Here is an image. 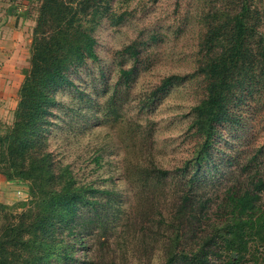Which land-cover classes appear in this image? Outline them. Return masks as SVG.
<instances>
[{
	"label": "rangeland",
	"instance_id": "obj_1",
	"mask_svg": "<svg viewBox=\"0 0 264 264\" xmlns=\"http://www.w3.org/2000/svg\"><path fill=\"white\" fill-rule=\"evenodd\" d=\"M235 3L101 0L100 16L90 30L96 59L72 70L73 84L56 90L58 103L45 132L48 149L70 165L79 184L100 190L96 198L102 202L107 198L102 191H110L114 208L122 211L84 238L86 246L75 249L77 264H85L83 254L94 264H166L176 250L174 236H179L177 249L189 251L207 230L204 217L183 224L179 233L171 222L195 170L192 162L183 165L204 141L193 113L207 96L208 79L198 70L206 52H199L200 42L215 10ZM39 5V0H0V30L29 33L18 60L20 83L30 65ZM167 78L172 84L162 88ZM227 97L228 118L216 125L208 143L210 157L188 190L202 191L204 198L214 190L221 194L253 156L264 171V85L242 72ZM14 110L0 122V133L12 124ZM153 168L169 173L159 177ZM16 185L0 201V233L27 207L28 186ZM244 264L254 263L247 259Z\"/></svg>",
	"mask_w": 264,
	"mask_h": 264
},
{
	"label": "trees",
	"instance_id": "obj_2",
	"mask_svg": "<svg viewBox=\"0 0 264 264\" xmlns=\"http://www.w3.org/2000/svg\"><path fill=\"white\" fill-rule=\"evenodd\" d=\"M39 1L30 65L18 90L13 122L0 133V173L7 181L25 182L30 198L0 233V264H77L75 249L86 246L84 238L95 227L105 228L106 218L115 221L122 212L114 208L110 191H102L107 195L102 202L96 198L100 190L79 184L70 165L62 164L48 149L45 137L52 108L58 103L56 90L73 84L72 70L96 59L90 30L100 16L101 0ZM106 12L104 8L101 13ZM209 21L199 49L206 52L198 62V70L208 79L207 96L193 107L196 131L204 141L183 165L185 169L192 162L195 167L189 191L202 161L210 157L208 143L216 125L228 118L227 93L235 76L244 72L264 85V0H236L233 7L217 8ZM170 79L164 80L162 88L172 84ZM254 159L241 165L242 175L221 194L214 190L204 198L202 191H182L176 220L171 222L175 231L203 217L207 230L189 251L178 250L179 236H174L176 250L166 264L264 260V171ZM153 172L164 177L169 170L153 168ZM83 255L85 264H94Z\"/></svg>",
	"mask_w": 264,
	"mask_h": 264
},
{
	"label": "crops",
	"instance_id": "obj_3",
	"mask_svg": "<svg viewBox=\"0 0 264 264\" xmlns=\"http://www.w3.org/2000/svg\"><path fill=\"white\" fill-rule=\"evenodd\" d=\"M28 35V30H0V122L17 105V93L21 84L17 66L18 60L22 58V45ZM16 183L18 182L7 181L0 173V201L10 189L18 186Z\"/></svg>",
	"mask_w": 264,
	"mask_h": 264
},
{
	"label": "water",
	"instance_id": "obj_4",
	"mask_svg": "<svg viewBox=\"0 0 264 264\" xmlns=\"http://www.w3.org/2000/svg\"><path fill=\"white\" fill-rule=\"evenodd\" d=\"M232 256H233V257H235V254H234V253H232Z\"/></svg>",
	"mask_w": 264,
	"mask_h": 264
}]
</instances>
